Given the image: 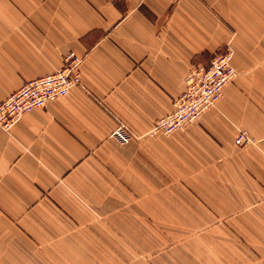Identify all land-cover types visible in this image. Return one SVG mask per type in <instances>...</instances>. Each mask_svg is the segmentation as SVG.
<instances>
[{"label":"crops","instance_id":"1","mask_svg":"<svg viewBox=\"0 0 264 264\" xmlns=\"http://www.w3.org/2000/svg\"><path fill=\"white\" fill-rule=\"evenodd\" d=\"M214 1L0 0V102L67 56L82 61L67 96L0 128V264L9 250L25 259L28 240L90 249L82 214H123L124 203L131 214L140 203L153 210L156 177L168 186L163 202L193 193L198 214L240 219L242 242L218 264H264V31L252 18L224 25ZM224 44L237 77L216 107L184 130L148 136L192 66H208ZM119 125L138 140L111 138ZM239 130L254 145L236 146Z\"/></svg>","mask_w":264,"mask_h":264},{"label":"rangeland","instance_id":"2","mask_svg":"<svg viewBox=\"0 0 264 264\" xmlns=\"http://www.w3.org/2000/svg\"><path fill=\"white\" fill-rule=\"evenodd\" d=\"M211 9L218 14L224 25L228 18L237 20L252 18L261 21L259 28L264 31V0H215L211 4ZM225 50L224 44L218 52ZM157 183L161 182L156 177L153 210L148 208L150 204L140 203L138 214L133 212L131 214L130 210L134 204L124 203L123 214H82L85 217L89 216L85 230L90 231V249H48L57 244H44L41 248L40 245H33L28 240L25 259L22 258V253L20 258L17 251L9 250L7 253L11 258L4 263L218 264L227 262V255L231 254L227 250V245L242 242V231L237 232L234 229V223L240 221L233 219L236 214H198L200 204L196 203L193 193L192 195L187 193L184 202H163L162 194L168 193V186L164 187ZM203 208L210 209L208 205ZM82 226L80 225L81 228ZM14 245L12 247H17L18 243Z\"/></svg>","mask_w":264,"mask_h":264},{"label":"built area","instance_id":"3","mask_svg":"<svg viewBox=\"0 0 264 264\" xmlns=\"http://www.w3.org/2000/svg\"><path fill=\"white\" fill-rule=\"evenodd\" d=\"M233 56V50L226 48L223 52L215 53L208 66H192L186 78L185 90L173 100L171 114L159 119L148 136L169 135L183 130L208 110L215 108L226 86L237 77ZM81 63V59L69 55L58 72L28 80L20 89L2 100L0 128L9 130L26 114L45 108L52 100L67 96L81 84ZM110 137L122 145L138 140L124 125L115 128ZM254 143L246 131L239 130L235 138L236 146L247 147Z\"/></svg>","mask_w":264,"mask_h":264}]
</instances>
